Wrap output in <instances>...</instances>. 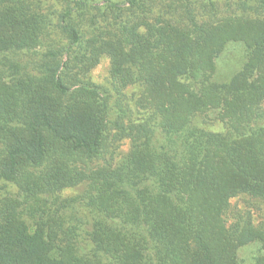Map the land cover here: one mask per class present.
Masks as SVG:
<instances>
[{
    "label": "trees",
    "instance_id": "trees-1",
    "mask_svg": "<svg viewBox=\"0 0 264 264\" xmlns=\"http://www.w3.org/2000/svg\"><path fill=\"white\" fill-rule=\"evenodd\" d=\"M65 1L59 46L29 0H0V181L17 188L0 193V264H241L250 245L264 264V227L230 207L242 193L264 203V0L240 1L253 16L192 26L124 17L146 0ZM230 42L245 58L219 82ZM103 55L117 96L142 87L143 119L89 80ZM208 110L224 132L193 124ZM123 138L115 165H90ZM79 184L88 224L59 213L71 200L57 194Z\"/></svg>",
    "mask_w": 264,
    "mask_h": 264
},
{
    "label": "rangeland",
    "instance_id": "rangeland-1",
    "mask_svg": "<svg viewBox=\"0 0 264 264\" xmlns=\"http://www.w3.org/2000/svg\"><path fill=\"white\" fill-rule=\"evenodd\" d=\"M32 5L47 19L46 29L44 33V41H51L54 45L63 46L66 40L59 31L60 15L67 5L65 0H29ZM241 0H189L188 8L182 6L185 1L179 0H146V8L138 9L134 13L125 14L124 17L138 16L149 21H157L166 19L173 24L180 26H192L193 23L212 22L219 23L225 18L233 15L253 16L249 11L244 12L239 7ZM249 14V15H248ZM192 16V17H191ZM104 22L100 20V24ZM43 47L37 53H28L19 55L16 59L24 62L30 59H38L41 52L45 50ZM245 58V48L243 43L230 42L224 50L216 58V69L214 79L219 82L226 81L234 72L242 65ZM110 59L107 55L100 58L99 63L90 70L88 74L89 80L107 88L112 94V103L115 109L120 107L128 112L129 117L133 121H138L147 116L150 109L144 99L143 89L139 84L133 83L121 89L120 95H116L113 91V85L109 77ZM264 106V101L262 102ZM114 118V115H112ZM193 124L197 127L214 131L224 132L226 125L217 117L216 110H208L200 112L193 117ZM113 131V130H112ZM114 140V138L112 139ZM130 141L127 138L112 141L108 150L103 156L95 159L90 165L110 164L115 165L121 156L129 150ZM86 188L85 184H79L75 187L65 188L57 194L59 200L70 201L66 208L60 209L63 219L72 221H82L84 224L91 222L92 215L79 200L82 192ZM0 193L11 194L17 193L15 185L9 182L0 181ZM75 199L76 201H73ZM230 207L234 211L246 212L250 215L253 225L264 227V203L261 199L252 197L248 194H238L230 198ZM228 222H231L232 215H227ZM79 223V222H78ZM84 236L85 233L83 234ZM86 239V237H85ZM256 250V246L250 245L240 250L242 260L241 264H251L250 257ZM250 256V257H249Z\"/></svg>",
    "mask_w": 264,
    "mask_h": 264
}]
</instances>
